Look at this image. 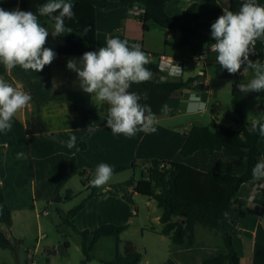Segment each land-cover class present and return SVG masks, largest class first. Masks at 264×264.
<instances>
[{
    "label": "crops",
    "instance_id": "crops-1",
    "mask_svg": "<svg viewBox=\"0 0 264 264\" xmlns=\"http://www.w3.org/2000/svg\"><path fill=\"white\" fill-rule=\"evenodd\" d=\"M192 4V0L173 1L168 4L167 13L170 16L181 15ZM225 8L227 9L225 0H208L207 3H200L197 10L199 12L209 11V15L195 24V27L211 34L212 23L223 14ZM134 10V8L114 10L96 8L95 51L101 46H106L107 39L120 38L121 35H124L141 45L148 54L150 63L158 64L159 59L153 57L154 52H157L158 55L166 56L182 64L183 74L179 78L167 76V81L185 82L190 78H198L202 75L203 78H198L197 81H203L205 86H201L199 90L183 89L169 98L167 104L171 106L172 111L167 113L168 118L176 117L182 109L185 115H188L186 114L187 103L193 92L200 96L201 101L207 105V110L198 113V115L205 114L209 111L210 106H212L210 109L212 114L217 115V110L223 106L219 96L231 95V86L236 80L247 83L253 78L254 72L250 68L243 71L242 67L240 72L229 74L216 62L217 54L212 52L210 47L205 48V45L202 48L185 49L173 46L165 47V39L171 42L175 36L173 32L168 35L166 33L161 34L158 42L152 44L149 39L150 25L147 32L141 31L142 24L139 17L134 14ZM48 31L51 34L49 29ZM139 40H142V43H139ZM152 47L158 48L157 50L160 51H153ZM205 49L208 50L207 58L202 62L203 64L199 65L196 57ZM74 58L79 59L80 57L55 58L50 65L45 66L43 71L39 73L32 70L25 71L19 66L7 73L9 77L7 81L20 88L23 86L15 79L16 75L30 80L33 94L37 98L59 97V99L44 102L40 107V114L46 131L44 134L27 135V121L35 108L32 101L13 118V127L10 132L7 134L0 132V188L12 213V228L14 227L13 212H22L26 208V201L22 203L21 200L26 197L28 189L34 194L38 181H48L51 163L57 176L66 175L72 158L75 159L78 168L86 172V178L89 179L87 189L93 187L90 181L94 178L93 174L89 173L91 169L86 162L88 157L94 162L92 167L98 166L100 163H106L110 166L129 165L133 159L137 164L135 169L114 174L108 184L103 188H97V194L111 192L113 195H97L73 218L72 223L80 231L94 230L109 224L118 226L129 224L131 220L129 218L131 213L129 198L131 195H137L133 191L134 182L148 179V175L144 173L143 169L148 167L152 160L180 162L202 172L214 170L219 174L234 176L244 174L246 171L245 162L228 157L224 151L214 155L207 151H198L187 158L181 156V149L185 141L184 136L193 126L198 124L195 121L189 123V127H183L181 136H176L175 131L171 128L158 126H156L157 131L152 134L141 132L131 138L122 134L114 135L106 127L108 105H102L95 101L91 94L84 92L79 86L76 73L67 68V62ZM186 61L187 64H185ZM159 77L157 76L158 80ZM153 78L154 75L150 80ZM211 84L214 89H210ZM212 98H214L213 103ZM81 111H89L88 118H84ZM162 114L163 112L157 117ZM212 117L218 124L233 130H240L243 124V120L238 118L232 119L231 123H225L215 115L211 116V120ZM93 124L95 132L87 133V127ZM251 124L247 125L251 126ZM70 135L77 137V146L72 149L67 148L64 143ZM134 147L136 149L137 147L141 148V152L139 154L134 153ZM102 148H110L112 153L95 157L94 152L100 151ZM259 149L264 158V137L260 138ZM21 151L27 155V159L16 158L17 152ZM128 171L130 174L127 173ZM262 185H264V181L253 180L249 183L246 182L241 187L234 204L237 210L234 218L236 224L226 223L227 229L235 231L232 241L236 248L234 257L236 264H264V188ZM160 216L156 218L157 223H160ZM1 217L0 211V219ZM1 225L3 224H0V229ZM198 226L194 227L196 237ZM207 230L213 231L220 240L203 241L215 245L223 244L220 234L215 230ZM154 233L160 235L158 231H154ZM160 236L162 239H166L163 241H167L169 258L170 241L167 237ZM197 239L199 238L197 237ZM170 264H173L171 260Z\"/></svg>",
    "mask_w": 264,
    "mask_h": 264
},
{
    "label": "trees",
    "instance_id": "trees-1",
    "mask_svg": "<svg viewBox=\"0 0 264 264\" xmlns=\"http://www.w3.org/2000/svg\"><path fill=\"white\" fill-rule=\"evenodd\" d=\"M177 0H68L74 7L75 20H65L66 27H70L73 32L63 36L53 38L51 34L48 37L46 47L51 48L58 57H81L85 52L95 51L96 32H95V10L96 8L104 10H114L118 8L132 9L134 7L143 8L144 13L139 16L142 24V31L147 32L149 25L153 24L164 30L166 35L173 32L175 36L172 41L165 39V47L173 46L180 49L202 48L204 45L215 43L211 34L201 31L195 27V24L204 20L209 11L199 12L197 7L200 3H207L208 0H192L193 4L181 15L170 16L167 13L169 3ZM227 9L238 11L243 0H225ZM47 0H0V7L5 10H14L19 7L24 11H37V6L46 3ZM261 5L264 0H257ZM40 23L46 26L50 32L53 31L52 22L47 17H38ZM91 25L92 31L82 35L85 26ZM121 40L131 41L127 36L121 35ZM143 50V49H142ZM144 51V50H143ZM145 52V51H144ZM146 53V52H145ZM159 59L161 55H153ZM259 60L264 63V43L259 40L255 45V57L253 61ZM154 75L152 80L141 84H133L129 91L148 94V99L141 100V103H147L152 111L158 116L162 111V105L166 104L169 98L176 92L183 89H193L192 86L198 78H190L187 81H165L160 82L157 78L161 74L158 64L149 63L146 65ZM8 72L4 66L0 65V78L9 80ZM18 83L22 84L23 90L32 96L34 102V111L27 121V135L44 134L42 117L40 114L41 105L49 100L59 99V97L49 96L47 98H37L32 91V82L18 75L15 76ZM242 82L236 80L232 87V107L240 120L243 119V111L247 103L246 94L238 90L237 84ZM244 83V82H243ZM199 89V88H198ZM258 97L264 104V91L259 93H249ZM84 118H88L89 111H81ZM215 115V113H214ZM213 116V114H212ZM240 130H233L222 126L212 120L208 127L193 126L186 134L181 156L187 158L198 151H207L214 155L224 151L230 158H237L246 164V171L241 176L230 174H219L214 170L202 172L186 166L180 162H166L152 160L148 167L143 169L148 175V179H141L134 182L133 191L137 195L154 199L157 207L161 210L159 222L161 224L160 235L167 237L169 244V259L173 264H236L234 257L236 248L232 238L235 235L234 230L227 229L226 223H235L237 210L235 200L241 187L252 178V168L261 159L262 153L259 149L261 136L258 132H253L251 126L242 121ZM164 165L160 169V165ZM137 167L136 162L130 166H119L113 169V175L133 170ZM80 175L84 180L83 186L86 187L89 179L86 178V172L82 171L76 165L72 158L69 164V172L65 181L74 175ZM61 186L58 187V190ZM97 188L92 187L89 195L76 207L62 217L64 224L71 227L72 230L82 237V251L85 259L84 263L90 261V253L101 238L119 239L126 232L127 227L123 225H104L98 229L80 231L73 223V218L82 211L86 205L97 195H113L111 192L106 194H97ZM73 192L68 191L66 199L70 200ZM0 206H2V217L0 224L6 226L8 230L12 228V213L9 209L3 192L0 188ZM197 225L210 230H215L220 234L223 244L215 245L195 236ZM153 231V230H152ZM8 240L6 234L0 229V248L10 250L17 255L18 244ZM106 264H143L141 256L136 254L130 243L124 244L123 256L117 255L116 258Z\"/></svg>",
    "mask_w": 264,
    "mask_h": 264
},
{
    "label": "clouds",
    "instance_id": "clouds-1",
    "mask_svg": "<svg viewBox=\"0 0 264 264\" xmlns=\"http://www.w3.org/2000/svg\"><path fill=\"white\" fill-rule=\"evenodd\" d=\"M74 5L68 0H47L37 6V11L5 10L0 7V65L5 71L11 72L19 66L25 71L41 72L56 58V53L46 47L50 35L38 17H47L52 22L53 38L73 32L66 27L65 20H75ZM92 31L91 25L82 30V35ZM211 37L215 43L210 44V50L217 54L216 62L229 74L253 70L254 76L247 83L239 82L240 92L248 94L264 91V63L249 57L255 54V45L259 40L264 43V5L257 0H243L238 11L223 9L211 25ZM209 45H205V48ZM207 53L205 52L206 56ZM203 56V57H204ZM202 57V58H203ZM147 53L138 43L129 44L127 40L118 37L109 38L106 46L97 51L85 52L79 59H70L67 68L76 73L80 88L92 95L95 101L107 104L106 127L114 135L134 137L137 133L152 134L157 131L159 118L147 103L148 94L129 91L133 84L149 81L153 73L146 67L150 63ZM181 67L176 65L168 73L179 78L183 74ZM165 78L162 77L163 81ZM32 96L18 86L0 78V132L7 134L12 130L13 118L25 109ZM207 110V105L201 101L195 92L191 93L186 114L195 115ZM165 114L172 111L167 103L162 105ZM253 132L264 137V117H256L252 124ZM87 133L95 132V126L87 127ZM72 149L77 146V137L70 135L64 142ZM17 159H27L24 152H17ZM113 168L100 163L96 167L95 176L90 181L91 186L103 188L112 179ZM252 178L264 181V158H261L252 168ZM2 211V206H0Z\"/></svg>",
    "mask_w": 264,
    "mask_h": 264
},
{
    "label": "rangeland",
    "instance_id": "rangeland-1",
    "mask_svg": "<svg viewBox=\"0 0 264 264\" xmlns=\"http://www.w3.org/2000/svg\"><path fill=\"white\" fill-rule=\"evenodd\" d=\"M150 27L149 39L154 44L158 42L161 34H165V31L153 24H150ZM138 42L142 43V40ZM152 49L153 51H160L157 50L158 48L152 47ZM153 55L158 54L154 52ZM187 63L186 61L185 64ZM209 87L214 89L212 84ZM219 99L222 101L223 106L217 110L215 117H219L220 121L225 123H231L232 119L235 118L240 120L237 113L233 111L232 96L226 94L219 96ZM246 100L242 120L247 125L251 124L256 117H264V104L261 103L258 97L249 93L246 94ZM213 102L214 98H212ZM211 108L212 106H210ZM210 109L205 114L190 116L185 115L182 109L174 118H168L167 114L163 113L158 117L159 124L156 126L171 128L175 131L176 136H181L183 127H189V123H194V121L198 123L195 126L208 127L212 116V110ZM133 151L139 154L141 148L137 147L136 149L134 147ZM108 153H112L110 148H102L100 151H95L94 156H103ZM131 161L134 162L135 159ZM86 162H88V167L91 169L89 173L95 176L97 166L92 167L94 162L89 157ZM132 163L111 167L114 169L119 166H130ZM49 169L48 181H38L35 193H31L28 189L26 197L21 200L22 203L26 201L24 211L13 212L14 227L8 230L5 225H1V229L9 241L12 243L20 241V243L18 244L17 255L10 250L0 248V264L84 263L83 239L71 227L64 224L62 217L79 205L89 195L91 188L87 189L83 186L84 180L78 174L65 181L68 173L57 176L52 163ZM130 171L127 173L130 174ZM59 186L61 187L58 190ZM68 191L73 192L70 200L66 199ZM59 198L61 202H55ZM129 201L131 208L129 218L131 220L129 224L123 225L127 227L126 232L119 239L101 238L91 251L90 261L86 264H106L113 261L117 255L123 256L125 243H130L133 251L141 256L143 264H170L168 244L167 241H163L166 239H162L160 235L154 233V231H161V224L156 221V218L161 215V210L157 207L156 201L141 195H131ZM196 234L201 240H220L219 237L214 235L213 231L203 229L201 226L197 227Z\"/></svg>",
    "mask_w": 264,
    "mask_h": 264
},
{
    "label": "built area",
    "instance_id": "built-area-1",
    "mask_svg": "<svg viewBox=\"0 0 264 264\" xmlns=\"http://www.w3.org/2000/svg\"><path fill=\"white\" fill-rule=\"evenodd\" d=\"M134 9H135L134 10L135 11L134 14L137 17L141 16L144 13V11H145L143 8H139V7H134ZM205 52L208 54V50L205 49L204 51H202V53L200 55H198L196 57L197 62H198L199 65L200 64H203L202 62H204L205 59L207 58V55L204 56L205 55ZM254 57H255V54L254 55H251L249 58L253 59ZM176 65H178L179 67H181V69L183 70L182 64L180 62L175 61V60H172L170 58H167L166 56H161L159 58V61H158V67H159V70L161 72V74L159 75L160 76L159 77V81L160 82H165L166 79H167L166 77L169 76L168 73H169L170 69L172 67H175ZM162 77L165 78L163 81L161 80ZM192 86L195 88V90H199L198 88H200L201 86L203 87L205 85H204V82L203 81H195ZM163 167H164L163 164L160 165V169H162ZM262 186L264 188V185H262Z\"/></svg>",
    "mask_w": 264,
    "mask_h": 264
},
{
    "label": "water",
    "instance_id": "water-1",
    "mask_svg": "<svg viewBox=\"0 0 264 264\" xmlns=\"http://www.w3.org/2000/svg\"><path fill=\"white\" fill-rule=\"evenodd\" d=\"M55 202H61V199L60 198L59 199H56Z\"/></svg>",
    "mask_w": 264,
    "mask_h": 264
}]
</instances>
